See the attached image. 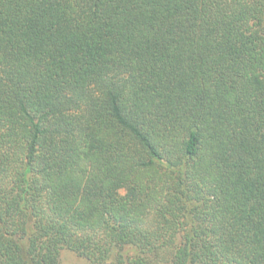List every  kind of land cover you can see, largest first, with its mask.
<instances>
[{"label":"trees","instance_id":"16d2710c","mask_svg":"<svg viewBox=\"0 0 264 264\" xmlns=\"http://www.w3.org/2000/svg\"><path fill=\"white\" fill-rule=\"evenodd\" d=\"M264 264V0H0V264Z\"/></svg>","mask_w":264,"mask_h":264},{"label":"rangeland","instance_id":"374dc122","mask_svg":"<svg viewBox=\"0 0 264 264\" xmlns=\"http://www.w3.org/2000/svg\"><path fill=\"white\" fill-rule=\"evenodd\" d=\"M61 264H87L84 258H81L69 250H62L60 253Z\"/></svg>","mask_w":264,"mask_h":264}]
</instances>
